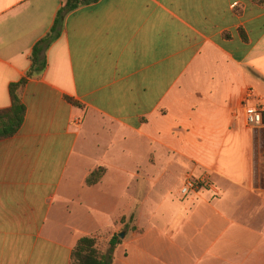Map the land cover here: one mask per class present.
<instances>
[{"label": "crops", "instance_id": "crops-1", "mask_svg": "<svg viewBox=\"0 0 264 264\" xmlns=\"http://www.w3.org/2000/svg\"><path fill=\"white\" fill-rule=\"evenodd\" d=\"M61 5L0 0V109ZM43 57L0 141V264L120 233L112 264H264V0H99Z\"/></svg>", "mask_w": 264, "mask_h": 264}, {"label": "trees", "instance_id": "trees-1", "mask_svg": "<svg viewBox=\"0 0 264 264\" xmlns=\"http://www.w3.org/2000/svg\"><path fill=\"white\" fill-rule=\"evenodd\" d=\"M97 1L99 0H61L62 5L56 12L49 31L30 51V68L26 77L16 83H11L8 87L10 106L0 109V141L11 138L18 133L25 116V107L21 102L20 92L29 78L40 74L46 68L43 54L61 36L66 16L81 6ZM252 1L261 3V0ZM65 99L75 107L81 106L71 98L65 97ZM104 173V168L95 169L86 178V185L97 184ZM103 242L105 243V240H100L98 235L80 238L72 250L70 264H112L114 250L121 243V239L118 235H112L104 244L105 249L101 245Z\"/></svg>", "mask_w": 264, "mask_h": 264}, {"label": "built area", "instance_id": "built-area-1", "mask_svg": "<svg viewBox=\"0 0 264 264\" xmlns=\"http://www.w3.org/2000/svg\"><path fill=\"white\" fill-rule=\"evenodd\" d=\"M255 94L253 89L248 88L245 90L241 102V107L246 116V124L248 127H258L262 123L263 109L258 105H252L251 100L254 99ZM199 183L189 180L181 189V193L187 194L190 190L196 189Z\"/></svg>", "mask_w": 264, "mask_h": 264}, {"label": "water", "instance_id": "water-1", "mask_svg": "<svg viewBox=\"0 0 264 264\" xmlns=\"http://www.w3.org/2000/svg\"><path fill=\"white\" fill-rule=\"evenodd\" d=\"M118 237H119L120 239H123V238H124V233H120V234H118Z\"/></svg>", "mask_w": 264, "mask_h": 264}, {"label": "rangeland", "instance_id": "rangeland-1", "mask_svg": "<svg viewBox=\"0 0 264 264\" xmlns=\"http://www.w3.org/2000/svg\"><path fill=\"white\" fill-rule=\"evenodd\" d=\"M174 183H175V182H173V184H174ZM105 243H106V241H105ZM105 243L103 242V243L101 244L103 249H105V245H104Z\"/></svg>", "mask_w": 264, "mask_h": 264}]
</instances>
